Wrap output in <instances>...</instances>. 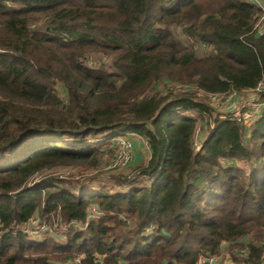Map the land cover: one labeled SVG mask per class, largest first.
<instances>
[{
	"label": "trees",
	"instance_id": "trees-1",
	"mask_svg": "<svg viewBox=\"0 0 264 264\" xmlns=\"http://www.w3.org/2000/svg\"><path fill=\"white\" fill-rule=\"evenodd\" d=\"M261 15L243 0H0V264H259L264 109L246 126L209 96L264 80ZM131 136L149 158L111 185L26 188ZM44 216L53 234L22 229Z\"/></svg>",
	"mask_w": 264,
	"mask_h": 264
},
{
	"label": "rangeland",
	"instance_id": "rangeland-1",
	"mask_svg": "<svg viewBox=\"0 0 264 264\" xmlns=\"http://www.w3.org/2000/svg\"><path fill=\"white\" fill-rule=\"evenodd\" d=\"M259 2L264 6V0H259ZM177 33L179 35L180 34V30H177ZM198 49V48H197ZM159 89L161 91H163L164 93L166 91H174V92H179V91H183L184 87H182L181 85L178 84H160ZM62 96V95H61ZM204 97V95L202 93H198V97ZM264 96L263 95H256L254 93L251 92H246V93H241L239 94L234 101H237V103L235 104V106L232 108L231 104H233L231 101L225 106L223 103V101L221 100V102H215L210 100V96H209V104L210 107L212 108V110L214 111V113L216 114V116L218 118H220V116H224V115H229L232 111L236 110L237 106L241 103V101L243 99H249L252 101H256V100H260V102H262L261 98ZM206 95H205V99H206ZM207 100V99H206ZM258 100V101H259ZM208 101V100H207ZM230 106L232 109H230ZM212 128V126H211ZM198 129V128H197ZM198 139V138H197ZM196 139V140H197ZM113 141V140H112ZM111 141V142H112ZM137 141L141 142V144H139L138 147V153L136 156L135 153L133 152V154L131 153V158H135V161H137V159H139L141 162H145L147 161L148 157H149V152L147 151L146 148V143L144 140L142 139H138ZM143 141V142H142ZM197 142V146H200L199 144V139L196 141ZM109 146V147H108ZM112 145L107 144L106 148L104 149L103 152V156L100 158L99 163L96 166H69V167H57L55 169H52L50 171H43L37 175H35V178L33 181H31V183H28L26 188H28L29 186H33L34 184H40L41 182H43L45 179L49 178V177H59L62 179H73V180H88L91 181L95 184H107V185H111L113 178L115 177H120V176H126L129 175V168L128 165L125 168H121V169H113V170H107L106 169V165L107 163L112 159L113 155L111 154V149L114 148L111 147ZM115 152V151H114ZM33 221H36L35 218H32ZM41 222L47 227L49 228V232H34L29 233V235L31 237L40 239L43 238L46 235L53 234L54 229L59 227V222L57 221V219L55 220V222H53L51 225H49L46 221V216H44V218L41 220ZM37 225H39V223H37ZM32 230L33 228H31V223L29 226H24L22 229H27L29 228ZM35 230V229H33ZM227 258V254L225 253V251L222 252V254L219 257V261H221L222 263L225 264H229L230 262L226 259ZM231 264V263H230Z\"/></svg>",
	"mask_w": 264,
	"mask_h": 264
},
{
	"label": "built area",
	"instance_id": "built-area-1",
	"mask_svg": "<svg viewBox=\"0 0 264 264\" xmlns=\"http://www.w3.org/2000/svg\"><path fill=\"white\" fill-rule=\"evenodd\" d=\"M245 3L249 5H253L256 8L260 9L262 12L261 17L258 19L254 26V30L256 33L261 36L264 33V6L259 2V0H243ZM251 93H254L256 95H263L264 94V80L259 82L254 90L250 91ZM237 96V93L232 92L228 95H210V100L215 102H221V100L224 102L223 104L226 106L231 99ZM259 100V99H258ZM252 101L249 99H243L241 103L237 106L236 110L232 111L229 115H222L220 116V119H227V120H233L237 123H242L246 126H250L253 124L258 117L260 116L262 109H264V102L258 101ZM197 140L194 142V150L198 151L200 146H197ZM112 147L114 148V155L112 159L107 163L106 169L107 170H113V169H123L125 168L131 158V153L133 150V144L132 142L127 139V137H118L113 139ZM146 143V142H145ZM146 148L148 149V146L146 144ZM30 188V186H29ZM36 219V218H35ZM33 219H31L26 225L29 226L31 223V228L35 230H31L30 227L25 229L26 233H32L35 232H49V228H47L41 221L36 219V221L32 222ZM39 223V225H37ZM25 225V226H26ZM216 262L215 258H200L196 264H214ZM259 264H264V257L262 258L261 262Z\"/></svg>",
	"mask_w": 264,
	"mask_h": 264
},
{
	"label": "crops",
	"instance_id": "crops-1",
	"mask_svg": "<svg viewBox=\"0 0 264 264\" xmlns=\"http://www.w3.org/2000/svg\"><path fill=\"white\" fill-rule=\"evenodd\" d=\"M239 94L237 93V96H238ZM237 96H234L233 98H232V103L233 104H231V106H232V108L235 106V104L237 103V101H234V99L237 97ZM231 106H230V109H232L231 108ZM139 138L138 137H135V136H131L130 137V140H131V142H132V144H133V152L135 153V155L134 156H136L137 155V153H138V147H139V144H141V142H139V141H137ZM140 140V139H139ZM143 142V141H142ZM147 151H148V149H147ZM133 152H132V154H133ZM149 152V151H148ZM149 158V157H148ZM136 159V157L135 158H132L131 160H130V162H132L133 160H135ZM129 162V163H130Z\"/></svg>",
	"mask_w": 264,
	"mask_h": 264
}]
</instances>
